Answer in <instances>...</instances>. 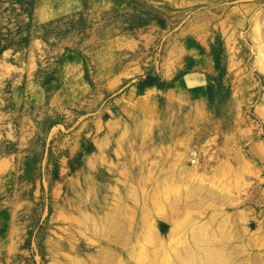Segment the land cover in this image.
<instances>
[{"label": "rangeland", "instance_id": "374dc122", "mask_svg": "<svg viewBox=\"0 0 264 264\" xmlns=\"http://www.w3.org/2000/svg\"><path fill=\"white\" fill-rule=\"evenodd\" d=\"M0 264H264V0H0Z\"/></svg>", "mask_w": 264, "mask_h": 264}]
</instances>
